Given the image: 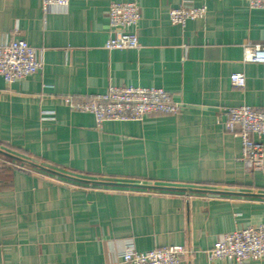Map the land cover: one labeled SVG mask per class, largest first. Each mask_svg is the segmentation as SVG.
Instances as JSON below:
<instances>
[{
  "label": "crops",
  "instance_id": "obj_1",
  "mask_svg": "<svg viewBox=\"0 0 264 264\" xmlns=\"http://www.w3.org/2000/svg\"><path fill=\"white\" fill-rule=\"evenodd\" d=\"M112 1H137L138 46L107 49ZM206 6L172 24L169 10ZM22 38L42 68L15 83L0 76V264H107L137 251L184 245L180 264L209 260L223 233L264 223V172L246 170L226 131L228 107L264 110V10L244 0H0V41ZM245 75L244 87L230 74ZM112 85L161 87L176 113L104 121L70 109ZM247 264H264V256Z\"/></svg>",
  "mask_w": 264,
  "mask_h": 264
},
{
  "label": "built area",
  "instance_id": "obj_2",
  "mask_svg": "<svg viewBox=\"0 0 264 264\" xmlns=\"http://www.w3.org/2000/svg\"><path fill=\"white\" fill-rule=\"evenodd\" d=\"M249 8L264 10V0H244ZM44 10L50 7H66L69 0H41ZM206 6H179L169 10L172 24L185 25L188 20L201 19ZM140 20L137 1H112L107 13L110 36L105 48L127 49L138 46L133 30ZM243 61L264 63V46L243 45ZM42 61L36 49L22 38L0 41V76L8 85L39 71ZM233 86L244 87L245 75L230 74ZM63 103L70 109L93 114L97 127L104 121L140 120L154 113L172 114L180 109L171 93L161 87L112 85L104 93L90 95L84 100L64 96ZM224 127L241 142L240 160L246 170L264 172V110L241 104L225 111ZM16 165L15 163H12ZM184 245H168L146 251L134 249L131 241L125 242L124 250L107 264H180L182 257L190 253ZM209 260L226 259L236 264H247L264 256V223L247 225L223 233L207 252Z\"/></svg>",
  "mask_w": 264,
  "mask_h": 264
},
{
  "label": "trees",
  "instance_id": "obj_3",
  "mask_svg": "<svg viewBox=\"0 0 264 264\" xmlns=\"http://www.w3.org/2000/svg\"><path fill=\"white\" fill-rule=\"evenodd\" d=\"M0 156L5 160L7 161L9 164H12V163H16V164H19V165H26V163H23L22 160L20 159H15L14 157H11L10 155H7L6 153H3L2 151H0ZM27 166V165H26Z\"/></svg>",
  "mask_w": 264,
  "mask_h": 264
},
{
  "label": "rangeland",
  "instance_id": "obj_4",
  "mask_svg": "<svg viewBox=\"0 0 264 264\" xmlns=\"http://www.w3.org/2000/svg\"><path fill=\"white\" fill-rule=\"evenodd\" d=\"M15 163V162H14ZM16 164V163H15Z\"/></svg>",
  "mask_w": 264,
  "mask_h": 264
}]
</instances>
